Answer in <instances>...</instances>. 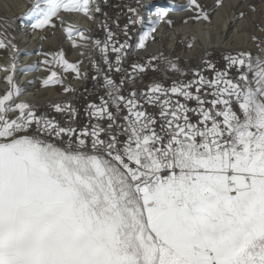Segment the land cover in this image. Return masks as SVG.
Instances as JSON below:
<instances>
[{
    "label": "snow or ice",
    "instance_id": "obj_1",
    "mask_svg": "<svg viewBox=\"0 0 264 264\" xmlns=\"http://www.w3.org/2000/svg\"><path fill=\"white\" fill-rule=\"evenodd\" d=\"M91 2L34 0L31 26H48L61 10L88 14ZM193 7L195 19L210 20L197 0H189ZM129 11L136 14L131 24L145 23L136 8ZM167 16L162 9L147 21L152 27L138 48ZM114 36L109 31L108 41ZM129 46L100 47L109 70V47L119 65ZM59 56L65 70L79 72ZM226 59L224 71L208 65L213 79L196 71L198 80L158 81L128 97L123 81L105 76L109 99L90 105L89 115L108 124L91 130L63 127L17 103L22 90L13 85L0 97V264H264V57L241 52ZM233 66L240 71L230 78Z\"/></svg>",
    "mask_w": 264,
    "mask_h": 264
},
{
    "label": "bare ground",
    "instance_id": "obj_2",
    "mask_svg": "<svg viewBox=\"0 0 264 264\" xmlns=\"http://www.w3.org/2000/svg\"><path fill=\"white\" fill-rule=\"evenodd\" d=\"M146 3L141 35L152 27L147 21L155 20L158 11L167 10L168 16L155 25L156 31L152 34L155 38L149 39L144 49L137 47L139 41L135 43V51L131 56L149 53L163 58L197 59L205 50L233 46L232 39L237 34L235 28L239 25L238 21L233 24L223 20L220 15L211 14L210 20L195 19L198 13L194 7L188 8L189 0H146ZM33 4L34 0H0V42L4 45L0 47V97L13 91L15 85L22 90L16 98L17 103L43 104L50 98H67L76 87L86 86L83 79L87 63L91 62L87 55L98 11L92 0L88 14L61 10L53 17L51 24L34 29L31 26L35 22L34 17L28 15ZM168 20L172 23L169 24ZM68 29H71V35ZM223 30H230V36L222 40ZM81 31L87 39L80 37ZM135 33L131 32V41ZM234 45L240 46V42ZM61 52L64 60L77 66L78 73L71 69L65 70L66 66L59 56ZM93 59H97V53ZM45 60L47 64L43 63ZM60 63L63 67L58 66ZM160 71L154 69L141 74L138 90H145L148 85L160 82L163 79ZM52 72H56L57 76L52 77ZM71 73L75 75L69 79ZM8 76H12L11 84L7 81ZM45 79H49L47 86L43 83ZM88 82H91V77ZM65 88L71 90L65 91ZM18 114L13 112L11 117Z\"/></svg>",
    "mask_w": 264,
    "mask_h": 264
},
{
    "label": "rangeland",
    "instance_id": "obj_3",
    "mask_svg": "<svg viewBox=\"0 0 264 264\" xmlns=\"http://www.w3.org/2000/svg\"><path fill=\"white\" fill-rule=\"evenodd\" d=\"M96 6L99 7V3L101 4V10L98 11V17H96L95 21V28L92 32L91 37V44L88 51V59H91V62L87 63V70L84 75L83 82H86V86L90 93H95V88L90 84L89 78L94 72V69L92 70V64L94 63V56L97 53V50H94L95 47H97L95 41L98 39V35L96 33L104 28V18L106 17L103 11V5L105 3V0H94ZM197 2L202 6V8L208 12V14L211 15H220L223 20L229 22H233V24L238 21L236 30V35L232 39L233 46L235 42H240V46L233 47V46H222L213 48L210 50L203 51L200 56L197 59H173V58H163L160 55L155 54H134L136 56L137 61L146 62V64H143L145 66L149 65H157L159 67L160 74L163 77V79L160 80V82H163L164 84L166 82H172L174 80H181L184 82L188 81H194L198 80L199 77L196 76L194 73L196 71H199L201 75L206 77L207 79H213L215 77V71H224L228 68V60L226 57L229 55L236 56L239 53H251L253 57L261 56L264 57V0H223V4L220 6H217V0H197ZM253 7H255V11H253ZM132 8H136L141 16H145V10L147 8L146 0H133ZM100 9V8H99ZM244 13L243 17L240 16V13ZM132 18H136V14L132 13ZM144 24L138 23V30L137 35L136 33L133 35L134 40L129 41V55H132L135 51V43L139 41V37L142 33V30L144 28ZM5 32V31H3ZM105 35L108 37L109 31H104ZM5 36H9L8 34H4ZM131 35V32L129 33V37ZM230 36V30H223L221 33V39L228 38ZM127 50V48H126ZM91 55V56H90ZM155 57L156 59H153ZM122 59L125 57L122 56ZM171 61L178 65L181 69H183V72H177L174 70H171L168 62ZM61 64V63H60ZM212 64L215 66V71H213L212 68H209L208 65ZM60 67H63V65H59ZM96 66V63H95ZM162 68H161V67ZM95 68V67H94ZM101 68V67H100ZM89 69V70H88ZM92 70V72H91ZM97 70V67L96 69ZM91 72V75L89 76V73ZM239 69L236 66H233L229 71V77L235 78L239 75ZM61 72V71H60ZM72 72V71H71ZM88 75H87V74ZM75 74L71 73L69 76V79L74 76ZM86 77V78H85ZM83 88H81V85L76 87L71 95L67 98H60V99H54L50 98L43 104H33L29 103L30 105L34 106L36 111H42L46 110L45 108L53 107V105L57 103H64V102H72L73 99H77L80 96H83L85 93H82L81 91ZM107 89L110 91L109 86H107ZM195 89L193 88V91ZM202 91H210V89H203ZM103 98V97H102ZM207 100H211V96L204 97ZM189 107H196V101H189ZM17 115L12 116V118H15ZM193 120H195V116L192 117Z\"/></svg>",
    "mask_w": 264,
    "mask_h": 264
},
{
    "label": "built area",
    "instance_id": "obj_4",
    "mask_svg": "<svg viewBox=\"0 0 264 264\" xmlns=\"http://www.w3.org/2000/svg\"><path fill=\"white\" fill-rule=\"evenodd\" d=\"M133 0H105L103 5V11L105 14L104 18V28L100 29L96 35H98L99 41H101V46L105 42L111 45L115 41H119V43H124L127 40L129 43V32H136L138 30V23L131 24L130 20L132 18V12L129 11V8H132ZM128 25L127 33L128 36L126 37L124 34L125 25ZM104 31H111L115 34L113 41H108V37L105 35ZM100 47H95L94 50H97V59H95L94 64L92 65V70L94 69L93 74L91 75V84L95 88V93H90L87 86H81L83 88L81 91L82 93H86L83 96H80L77 99H73L72 102H64L62 103V108L65 110L56 111L54 107H47L44 112H37L38 115H45L49 118L58 121L59 124L63 127L72 126L75 127L78 131L83 128H88L91 130L92 126L99 123L103 127H107L108 121L104 120H97L95 117L90 116L89 112L91 109L89 108L90 105H100L103 100H108V92L107 85L105 83V76H108L112 80H114L117 84H120L123 81L121 86V94L125 97H128L131 92L142 93L145 90H138V83L139 77L143 73H137L133 70V64H146V62L137 61L136 56L129 55V47L127 50H123V55L125 58L120 61V64L117 65V55L118 53L111 50L107 52V59L111 62V70H109V64L105 61V54L100 51ZM96 63V66H95ZM95 67V68H94ZM97 67V70H95ZM101 67V68H100ZM119 67L121 70L116 71L115 69ZM148 71H153L154 69H159L157 65H149L146 66ZM91 70V72H92ZM90 72V73H91ZM165 85H171L170 82H166ZM183 102V100H181ZM71 105V108L74 109L73 111L67 110L65 106ZM147 110L157 115L159 112L158 108L145 105ZM111 111L115 112V107H111ZM126 114V110H124L121 115ZM106 138V137H105ZM67 140V137H64Z\"/></svg>",
    "mask_w": 264,
    "mask_h": 264
},
{
    "label": "trees",
    "instance_id": "obj_5",
    "mask_svg": "<svg viewBox=\"0 0 264 264\" xmlns=\"http://www.w3.org/2000/svg\"><path fill=\"white\" fill-rule=\"evenodd\" d=\"M99 8H100V10H101V4L99 3Z\"/></svg>",
    "mask_w": 264,
    "mask_h": 264
}]
</instances>
